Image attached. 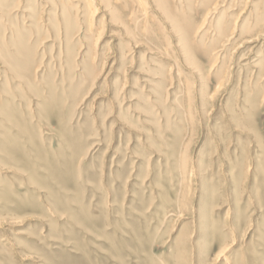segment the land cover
<instances>
[{"label": "rangeland", "instance_id": "374dc122", "mask_svg": "<svg viewBox=\"0 0 264 264\" xmlns=\"http://www.w3.org/2000/svg\"><path fill=\"white\" fill-rule=\"evenodd\" d=\"M56 1L0 0V264H264V27L192 40L190 65L159 25L106 16L91 42Z\"/></svg>", "mask_w": 264, "mask_h": 264}, {"label": "bare ground", "instance_id": "6f19581e", "mask_svg": "<svg viewBox=\"0 0 264 264\" xmlns=\"http://www.w3.org/2000/svg\"><path fill=\"white\" fill-rule=\"evenodd\" d=\"M41 1V0H39ZM44 1V0H42ZM70 1V0H69ZM73 2H76V5L74 3L68 5H59L56 6V12L54 13V16H58V18H61V19H65L66 22H68V27L69 29L73 26L71 24V14L69 15L68 13H70V11H72V9H77V10H80V13H84V15L82 14L81 15V18H83L85 16V20H84V23L86 24V27L84 29V33L86 35V37L90 36L91 37V33L94 32L98 25L99 24H104L106 21H105V17L106 16H110L112 21L114 23H111V25H113V27H119V28H123L124 30H126L124 33V37L126 39H129L130 41H134V35H136L135 31L139 30V26H143V29L146 34H148L150 32V27L152 28L154 25H159V29L158 30H155L157 33L158 32H161V31H165V32H168L167 34L169 36H171L174 40V44L177 51H180V53H182V58H184V61H188L189 63H191L190 65H192V63L197 59L196 58V52L194 50H191L189 44L191 43L192 40H194L195 42H197L199 45H198V48L200 50V48L202 49L201 47V44L203 43L204 39L208 38V34H209V37L211 36L212 38L214 36H216L217 38H221V37H229L231 36V38L237 36V35H244L246 36L245 34L247 33H250V32H253L255 31L257 28L259 27H264V15H258V13L260 12H257V17L255 19V22L251 23L248 21L247 18H243L244 16H242V18H237L236 19V22L233 23V25H230V23H223L224 20L222 21V19L224 18L225 16V11L226 10H229V8L231 7L232 8V5L231 3L235 2V0H229L231 1L230 5L224 9H220L221 7L224 6V3L226 0H212L209 4H207L206 6V9L204 10L205 14H203V18L202 20L200 21L201 18H199V21L200 23L198 25H196L194 31H190L188 30V28L185 27V24H191L192 25L196 23V16H191L193 9H194V0H72ZM201 1V0H200ZM205 0L201 1L198 4L200 6V4H203ZM250 1V0H248ZM253 1V0H252ZM251 1V2H252ZM57 2L56 0H48V2H46L47 5L49 4H53ZM197 2H195L197 4ZM237 2V1H236ZM242 2V1H241ZM244 2V1H243ZM259 4L254 3L253 4H250L252 7H253V10L258 6L260 5V2L262 1H258ZM64 4V3H63ZM242 5V4H241ZM248 5V4H247ZM246 5V6H247ZM198 6V5H197ZM262 6V5H261ZM44 6H42L43 8ZM201 7V6H200ZM245 7V6H244ZM40 8V6H39ZM54 8V7H53ZM52 8V9H53ZM199 8V7H198ZM197 8V11H199V9ZM257 10L259 8H256ZM100 10H102L100 12ZM203 10V9H201ZM251 10V9H250ZM54 11V9H53ZM255 11V10H254ZM103 12V13H102ZM202 12V11H201ZM256 12V11H255ZM23 15H24V18L27 19L29 16V11H22ZM103 14L101 17L99 16L100 14ZM228 13V12H227ZM240 13V12H239ZM246 14L247 11L245 10H241V14ZM250 13V12H249ZM254 13V12H253ZM214 14H221V18L220 19H216L217 21H213L214 18H216L218 15L216 16H213ZM252 14V11L251 13ZM247 15L248 17L250 16ZM201 15V14H200ZM227 15V14H226ZM237 15V14H235ZM246 16V17H247ZM53 17V15H52ZM99 17V18H98ZM126 17V23L124 22L125 18ZM233 17V16H232ZM73 18V17H72ZM74 19V18H73ZM210 19V20H209ZM231 19V18H229ZM233 20L235 18H232ZM227 20V19H226ZM251 20V19H250ZM111 21V20H110ZM198 22V21H197ZM226 22V21H225ZM233 22V21H232ZM62 23V22H61ZM75 23V21H74ZM125 24H128V26H125ZM157 23V24H156ZM214 23V25H213ZM66 24V23H65ZM106 24V23H105ZM134 25V27L132 26ZM76 26V25H75ZM125 26V27H124ZM29 27V26H28ZM76 28V27H74ZM78 28V27H77ZM158 28V27H157ZM263 29V28H262ZM113 30V29H112ZM231 31V35L228 33ZM100 31V30H99ZM152 32V31H151ZM100 33V32H99ZM98 33V34H99ZM102 33V31H101ZM100 33V34H101ZM155 32H153L154 34ZM157 33H156V37H157ZM263 33V32H262ZM78 34V33H77ZM151 34V36L153 35ZM164 34V33H162ZM161 34V35H162ZM252 34V33H251ZM259 35V33H258ZM264 35V34H263ZM100 36V35H99ZM123 36V35H122ZM151 36L149 38H151ZM155 36V35H154ZM164 36V35H163ZM162 36V37H163ZM90 37H88L89 41L92 42V40L90 39ZM123 37V38H124ZM256 37V36H255ZM253 36H251V38H244V42H242L243 44H250V43H254L255 40H258V37L255 38ZM141 38V37H140ZM169 38V37H168ZM211 38V39H212ZM230 38V37H229ZM236 38V37H235ZM234 38V39H235ZM97 39V38H96ZM100 39V38H98ZM158 39V38H157ZM209 39V38H208ZM211 39H210V42H211ZM216 39V38H215ZM148 40V38H147ZM145 40V41H147ZM160 40V38H159ZM163 41L165 40L164 38L162 39ZM161 40V42H162ZM222 40V39H221ZM232 40V39H231ZM207 41V40H206ZM223 41V40H222ZM227 41V40H226ZM230 41V40H229ZM228 41V42H229ZM98 42V41H97ZM126 42V41H125ZM143 42V41H142ZM148 42V41H147ZM151 42V41H150ZM160 42V41H159ZM165 42V41H164ZM209 42V41H208ZM209 42V43H210ZM217 41L215 40V43ZM219 42V41H218ZM135 43V47H138L140 46V43L139 41L137 42H134ZM220 43V42H219ZM223 42H221L222 44ZM232 43V42H231ZM229 43V44H231ZM234 43V42H233ZM232 43V44H233ZM125 44V43H124ZM148 44V43H147ZM160 44V43H159ZM164 43L162 42V46ZM212 44V43H210ZM208 44V46L210 45ZM217 44V43H216ZM215 44V45H216ZM227 44V43H226ZM235 44V43H234ZM158 45V44H157ZM146 46V45H145ZM172 46V41L170 43V41L168 42V47H166V51L168 49H170ZM213 46V45H212ZM216 46H219L218 44ZM247 46V45H246ZM165 47V46H164ZM163 47V49H164ZM211 47V45L209 46ZM227 47V46H225ZM223 47V48H225ZM230 47V46H228ZM241 47V46H240ZM160 48V47H158ZM173 48V47H172ZM190 48V49H189ZM215 48V47H214ZM223 48H220V49H223ZM193 49V48H192ZM217 49V48H216ZM219 49V50H220ZM226 49V48H225ZM224 49V50H225ZM229 48H227L226 50H228ZM236 49V48H235ZM234 49V50H235ZM174 50V49H173ZM195 50H198L195 48ZM217 50V52L219 51ZM225 50V51H226ZM233 50V51H234ZM216 51V50H215ZM237 51V50H236ZM168 52V51H167ZM175 52V50H174ZM201 52V51H200ZM215 52V53H217ZM222 52V51H220ZM132 53V52H131ZM164 53V52H163ZM166 53V52H165ZM170 53V52H168ZM212 54H214L213 52H211ZM231 51L229 52V55H230ZM235 53V52H233ZM133 54V53H132ZM167 54V53H166ZM179 54V53H178ZM201 54V53H200ZM221 54V53H220ZM222 54H225V53H222ZM221 54V55H222ZM228 54V53H227ZM232 54V53H231ZM163 55V54H162ZM161 55V56H162ZM171 55V54H169ZM210 55L211 57V54H208ZM228 55V56H229ZM172 56V55H171ZM181 56V54H180ZM223 56V55H222ZM178 57V56H177ZM208 57V56H207ZM220 57V56H219ZM218 57V58H219ZM224 57V56H223ZM169 58V57H167ZM173 58V57H172ZM175 58V56H174ZM173 58V59H174ZM231 58V57H230ZM244 58V57H243ZM242 58V60H243ZM163 59V58H162ZM172 61H176L177 59H181V58H177L176 60H173ZM217 59V57H215V60ZM228 59V58H227ZM171 60V59H170ZM214 60V61H215ZM223 60V59H222ZM199 61V60H198ZM228 60H226L227 62ZM241 61V60H240ZM247 61V59H246ZM255 61V60H254ZM181 62V61H180ZM197 62V61H196ZM242 62V61H241ZM250 62V61H249ZM199 63V62H198ZM212 63V61H211ZM223 63H224V60H223ZM173 64V63H172ZM176 65V67L178 66L177 63H174ZM173 64V65H174ZM186 64V63H185ZM218 64V63H217ZM255 67L256 66H264V60H261V61H258L256 60L255 61ZM187 65V64H186ZM202 65V64H200ZM222 65V64H220ZM153 66H159L158 63H155ZM179 66H181L179 64ZM184 66V65H183ZM203 66V65H202ZM211 66V65H210ZM213 66L215 67V64H213ZM254 66V65H253ZM171 67V66H169ZM175 67V68H176ZM219 67V66H218ZM223 67V66H221ZM220 67V68H221ZM191 68V67H190ZM195 68V67H194ZM187 69V68H186ZM205 69V68H204ZM216 69V68H215ZM181 70V68H180ZM189 70V69H188ZM170 71H173V67H171ZM190 71V70H189ZM193 71V70H191ZM196 71V70H195ZM195 71L193 73H195ZM212 71V70H211ZM210 71V72H211ZM169 72V71H167ZM201 72H204V71H201ZM206 72V71H205ZM219 72V71H218ZM172 73V72H171ZM176 73V72H173V74ZM182 73V71H181ZM192 73V74H193ZM170 74V73H169ZM179 74V73H178ZM204 74V73H203ZM171 75V74H170ZM174 76V75H173ZM198 76V74H197ZM202 76V75H201ZM199 75V77H201ZM166 77V76H165ZM171 77V76H170ZM202 78V77H201ZM205 78V77H204ZM226 78V77H225ZM180 79V77H179ZM175 80V79H174ZM170 81V80H169ZM185 81V80H184ZM184 81H183V84H184ZM203 81V80H202ZM175 82V81H174ZM180 82V81H179ZM171 83V82H170ZM181 85H183L181 82H180ZM223 84H224V81H223ZM222 84V85H223ZM205 85V84H203ZM221 85V84H220ZM221 85V87H223ZM171 86V84H170ZM186 86V85H185ZM180 87V86H179ZM183 88V87H182ZM186 88V87H185ZM204 88V86H203ZM204 90H206L204 88ZM222 90V89H221ZM207 91V90H206ZM217 91H218V88H217ZM205 92V91H204ZM203 93V92H202ZM209 93V92H208ZM215 93V92H214ZM219 93V91H218ZM207 94V92H206ZM205 94V95H206ZM204 96V95H203ZM215 96V95H214ZM212 96V98L214 97ZM204 98H206V96H204ZM204 100V99H203ZM206 101V100H204ZM188 103V102H187ZM188 106V104H187ZM185 108V107H184ZM187 109V108H186ZM191 111V110H190ZM187 163V162H186ZM187 165V164H186ZM218 256H220L218 254ZM221 257V256H220ZM219 257V258H220Z\"/></svg>", "mask_w": 264, "mask_h": 264}]
</instances>
